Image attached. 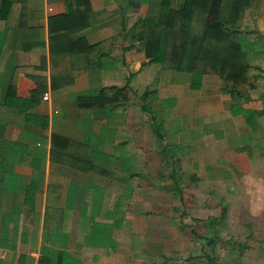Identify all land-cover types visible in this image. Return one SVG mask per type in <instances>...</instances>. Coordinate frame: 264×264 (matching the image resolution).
Segmentation results:
<instances>
[{
  "label": "crops",
  "instance_id": "0c3cea01",
  "mask_svg": "<svg viewBox=\"0 0 264 264\" xmlns=\"http://www.w3.org/2000/svg\"><path fill=\"white\" fill-rule=\"evenodd\" d=\"M155 1L0 0V264H189L183 223L201 218L175 215L184 190L264 205V51L236 100L216 75L193 89L133 38ZM241 30L264 46V0ZM106 87L127 100H78ZM125 153L139 171L124 175Z\"/></svg>",
  "mask_w": 264,
  "mask_h": 264
},
{
  "label": "trees",
  "instance_id": "16d2710c",
  "mask_svg": "<svg viewBox=\"0 0 264 264\" xmlns=\"http://www.w3.org/2000/svg\"><path fill=\"white\" fill-rule=\"evenodd\" d=\"M251 3L252 0H183L177 9L172 7V0H156L150 2L133 38L141 42L148 63H155L162 70L190 73L193 89L200 87L202 75H216L224 82L226 92L236 100L240 89L255 87L250 68L256 53H251L240 38L243 17ZM4 10L0 12V18L7 17ZM53 33L49 39L50 53L60 55L64 52L63 45L55 47L51 42L62 37ZM51 83L55 85L53 78ZM146 94L144 92L142 98ZM127 96L124 87H106L97 95H80L78 100L94 102L102 98L109 104H116L126 101ZM53 138L55 141L58 137ZM224 218V210L218 217H209L205 222L208 230H214ZM200 237L208 246L216 245L214 237ZM224 244V248L230 247L239 253L249 248L236 240Z\"/></svg>",
  "mask_w": 264,
  "mask_h": 264
},
{
  "label": "rangeland",
  "instance_id": "374dc122",
  "mask_svg": "<svg viewBox=\"0 0 264 264\" xmlns=\"http://www.w3.org/2000/svg\"><path fill=\"white\" fill-rule=\"evenodd\" d=\"M253 34L257 35L256 33ZM245 45L250 48L251 53H254L256 49L264 51L263 45L257 47L259 43ZM262 56H264V53ZM254 72L258 71L255 69ZM177 74L179 81L188 78V74L186 73ZM143 94L144 92L142 91L140 97ZM150 99L154 100V97L150 96ZM159 102H165V100H160ZM150 114L154 116L153 112H150ZM165 120V117L155 120L157 126L154 125L153 129H158V133L165 134L161 130L162 123ZM196 133L197 130L193 132V134ZM250 138L251 136L243 137V140H246L248 143L249 141L247 140H250ZM146 145L142 143L140 148L144 150ZM129 154L131 155V153ZM128 156L126 157L125 153L122 159L123 170L125 171L124 175L129 171L140 170L138 168L135 169L132 165L133 159ZM144 170L146 176H150L148 172L149 168L145 167ZM236 186L238 187V185ZM183 194L184 197L180 199L181 202H185L184 204L178 198L174 199V202L177 204L181 203L178 209H176L177 207L174 208L175 215L181 214L184 216L188 214L191 217L192 214H197L201 218L198 221L189 218L188 224L183 223V225L187 226L189 234L188 248L186 253L184 251L181 255L183 260L188 257L189 264H264V205L258 207L257 211L254 210L255 208L248 205V197L245 196V191L242 189L235 192L233 198H228V192L217 189L209 190V188L198 191L186 189L183 191ZM222 210L225 211V218L219 226L213 228L214 230H208L205 222L209 216L218 217ZM192 229L195 230L193 234L191 233ZM204 235L214 237L216 245L212 247L208 246L205 240L200 237ZM230 240L245 243L249 248H245L242 253L232 251L230 247L228 249L224 248V242ZM174 255L177 256V254Z\"/></svg>",
  "mask_w": 264,
  "mask_h": 264
}]
</instances>
